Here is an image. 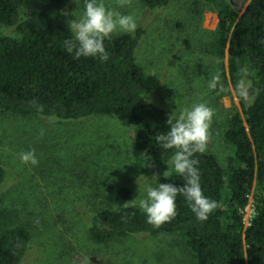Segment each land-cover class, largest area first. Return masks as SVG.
<instances>
[{
	"label": "trees",
	"instance_id": "1",
	"mask_svg": "<svg viewBox=\"0 0 264 264\" xmlns=\"http://www.w3.org/2000/svg\"><path fill=\"white\" fill-rule=\"evenodd\" d=\"M72 1L0 0V28H13L16 34L10 37L0 33V114L57 124L114 117L134 130L131 158L141 180L166 173L164 183L182 186L184 178L171 164L174 150H165L156 141L168 130L166 121L173 111L151 101L162 83L147 74L136 59L144 30L106 39L109 60L105 63L93 58L73 59L63 47L71 35L68 26L75 20L66 12ZM140 1L150 12L160 11L169 3ZM202 1L218 18L211 54L221 65L226 59V78L241 98V114L233 112L227 118L222 135L231 152L225 163L218 161L208 145L204 153L195 156L202 191L216 201L215 210L207 220L197 221L184 197L178 195L175 218L155 227L134 206L113 209L106 205L89 211L77 204L78 199L88 196L73 198L76 195L72 193L64 196L63 204H69L68 209L75 214L70 227L85 228L95 245L139 235H180L190 264H264V0ZM245 1L248 3L240 12ZM221 77L226 79L223 70ZM82 135L71 133L69 137L82 141ZM52 146L42 158L46 161L42 182L47 183L48 173L58 176L60 182L72 183L61 190L74 187L70 177L77 173L80 160L72 156L64 141ZM93 165L98 164L93 161ZM6 177L0 161V185ZM35 180L29 179L30 183ZM106 188L109 190L108 185ZM119 194L126 201L133 199L125 188H120ZM248 206L253 213L244 227ZM0 223V264H21L32 252L27 226L13 205L0 210Z\"/></svg>",
	"mask_w": 264,
	"mask_h": 264
},
{
	"label": "rangeland",
	"instance_id": "2",
	"mask_svg": "<svg viewBox=\"0 0 264 264\" xmlns=\"http://www.w3.org/2000/svg\"><path fill=\"white\" fill-rule=\"evenodd\" d=\"M103 3L106 8L132 15L136 29L144 30L136 52L137 63L162 83L152 102L173 113L196 103H205L213 110L207 145L224 164L231 152L222 135L227 118L233 112L241 114V98L226 78V59L221 65L211 54L217 14L203 5L202 0H169L164 9L156 12L146 9L140 0H103ZM247 3L240 7V12ZM82 11L83 5L75 4L74 0L66 9L75 19ZM0 33L16 37L13 28L1 27ZM123 34L128 33L116 32L112 36ZM213 74H218L219 80L215 89H209ZM92 131L93 136L89 135ZM133 131L130 125L109 116L84 123L57 124L0 114V161L7 173L0 185V210L13 205L31 236L32 252L21 264H190L188 248L180 235H139L99 246L89 241L85 228L70 227L75 214L68 209L69 204H63L68 193L76 195L73 198L88 196L78 199L77 204L89 211L106 205L113 209L138 208V200L145 195L152 178L143 181L135 171L131 158ZM71 133H82L84 139H73L69 137ZM58 140L64 141L81 163L75 167L77 173L70 177L74 187L65 190L61 187L67 188L72 183L60 182L58 176L48 173L46 184L41 178L46 163L42 158L48 156L46 150H51ZM29 150L35 151L38 164L21 162L20 153ZM93 161L98 165L94 166ZM164 175L156 176L159 183H164ZM31 178H36L35 182L30 183ZM120 188L127 189L133 199L121 198ZM252 213L248 206L244 211V227L249 225Z\"/></svg>",
	"mask_w": 264,
	"mask_h": 264
},
{
	"label": "clouds",
	"instance_id": "3",
	"mask_svg": "<svg viewBox=\"0 0 264 264\" xmlns=\"http://www.w3.org/2000/svg\"><path fill=\"white\" fill-rule=\"evenodd\" d=\"M74 3L82 4L83 11L68 26L71 35L63 42L66 53L76 60L83 57L107 62L109 54L104 41L116 32H133L137 27L136 20L132 15L106 8L103 0H74ZM218 80V74H213L208 82L209 89H215ZM212 116L213 110L205 103H196L178 113H170L166 121L168 130L158 135L156 141L163 149L174 150L171 159L173 171L185 182L182 186H176L159 183L155 175L152 177V184L137 203L147 223L159 227L174 219L178 195L184 197L192 214L200 222L207 220L217 207L216 201L202 191L199 160L195 158L197 153L202 154L206 150ZM20 160L26 164H38L34 150L21 152Z\"/></svg>",
	"mask_w": 264,
	"mask_h": 264
}]
</instances>
